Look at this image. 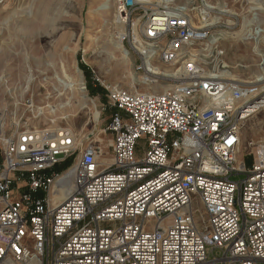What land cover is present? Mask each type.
Instances as JSON below:
<instances>
[{"label": "built area", "instance_id": "built-area-1", "mask_svg": "<svg viewBox=\"0 0 264 264\" xmlns=\"http://www.w3.org/2000/svg\"><path fill=\"white\" fill-rule=\"evenodd\" d=\"M173 4L117 0L149 85H173L110 91V164L70 128L0 125V264H264V145L250 168L240 156L242 122L264 118V57L248 80L220 74L225 51L212 31L226 12L210 0ZM155 62L168 72H147ZM75 155L57 202L64 173L54 169Z\"/></svg>", "mask_w": 264, "mask_h": 264}, {"label": "rangeland", "instance_id": "rangeland-1", "mask_svg": "<svg viewBox=\"0 0 264 264\" xmlns=\"http://www.w3.org/2000/svg\"><path fill=\"white\" fill-rule=\"evenodd\" d=\"M161 1L149 0L144 4L154 7ZM172 2L181 7L190 0ZM210 2L219 10L232 11L222 17L223 26L212 31L216 39L222 38L219 46L225 51L226 67H221L219 73L227 72L237 80L256 76L261 60L255 55L254 47L264 57V41L262 36L258 40H244L243 26L256 3L253 0ZM116 7L117 0H0V125L7 132L15 130L19 121L24 130L70 128L80 144L90 139L89 143L102 150L100 160L105 165L112 162L113 137L107 128L115 108L110 91L115 88L133 94H154L152 92L160 86L156 94H162L173 85L169 82L149 85L154 78L144 76L129 29L126 28V35L121 38L128 52L127 60L116 52L114 42L119 40V35L112 19ZM261 7L263 10L257 13L264 28V4ZM230 14H236V19ZM141 16L139 12L133 20ZM24 22L36 23L38 30L29 32L24 29ZM234 22L238 25L230 27ZM154 64L163 74L169 70L160 63ZM64 73L69 78H65ZM146 77L150 78L149 82ZM72 82L83 84L86 99L78 90L67 87ZM250 120L253 121H246L241 131L240 156L248 168L253 164L255 149L264 145V118L256 116ZM145 151L142 140L138 157L142 158ZM75 157L54 171L65 173ZM26 190L24 184L22 191ZM194 208L195 221L201 225L202 211L196 198Z\"/></svg>", "mask_w": 264, "mask_h": 264}, {"label": "bare ground", "instance_id": "bare-ground-1", "mask_svg": "<svg viewBox=\"0 0 264 264\" xmlns=\"http://www.w3.org/2000/svg\"><path fill=\"white\" fill-rule=\"evenodd\" d=\"M139 1L142 2V3H147L149 0H139ZM253 1L256 3V5H255L256 7L253 9L251 16L250 17H247L246 19H244V25H243L244 26V32H245L244 40H256L255 36L258 33H261L262 34L261 35L262 36L261 39L264 41V28L261 25V21L259 19V14L257 13V12L263 10L261 6H263L264 3H262L261 0H253ZM171 2H172V0H162L160 3L157 4V6H169L168 4H171ZM146 5L148 7H151L149 4H146ZM225 6L226 5H223V8H225ZM226 8H227V6H226ZM123 12H124L123 8H120V7L117 6L116 9H115V12L112 13V17H113L112 19H114L115 22H116V24H117V27H116L117 28V33H118L117 35H119V38L117 37L119 40L117 42H114V45H115L116 52L119 53L123 59H126L127 60V58H128V52L126 51V49L123 46L122 41H121V38L123 40V37L126 35V25H124V23H122L120 21L121 16H123ZM223 12L232 13V11L227 10V9H224ZM234 15H236V14H234ZM219 20H221V18L220 19L213 18L211 20V23H217ZM36 27H37V24L36 23L33 24V23H29V22H24V29L26 28V29H28V31L29 30L30 31L31 30L32 31L33 30H38ZM253 27H255V28L253 29ZM134 31L137 32V29H135ZM233 35L235 36V34H233ZM254 53L258 57H263V54H261V52L259 51V49L257 47H254ZM242 56H241V58H242ZM243 58H244V56H243ZM248 60H249V58H248ZM146 65L148 66V64H146ZM152 71H156L157 72V71H159V69H155V68H152V66H148L147 67V72H152ZM222 75H225L226 77L231 78L230 77L231 75H229V73H222ZM64 77L65 78H69V76L66 75V74L64 75ZM145 79L148 82L150 81V78H147L146 77ZM67 87L69 89H71V90H78L83 95V98L84 99L87 98V96L85 94V88L83 87V84L82 83L76 84L75 82L74 83L72 82L69 85H67ZM114 90H120V89H115L114 88ZM159 90H160V86H158L156 88L155 92H152V93H158V92H160ZM167 90L168 89H166L164 92H166ZM41 110H38V111H41ZM99 120H100V117H98V122H99ZM249 121L251 122L253 120H249ZM244 124H245V122H242V124H241V128L242 129H241V131L244 130L243 128H245ZM254 124H256V123L254 122ZM252 129H253V127H252ZM70 178H71V171L64 173L63 176L61 177V179L54 184V186H53V193L54 194L53 195L55 197V200H57V202H61L63 200V197H66L67 196V193L70 192V189H71L70 188L71 187Z\"/></svg>", "mask_w": 264, "mask_h": 264}, {"label": "water", "instance_id": "water-1", "mask_svg": "<svg viewBox=\"0 0 264 264\" xmlns=\"http://www.w3.org/2000/svg\"><path fill=\"white\" fill-rule=\"evenodd\" d=\"M90 139H87V140H84V144H87V143H89L90 141H89Z\"/></svg>", "mask_w": 264, "mask_h": 264}, {"label": "trees", "instance_id": "trees-1", "mask_svg": "<svg viewBox=\"0 0 264 264\" xmlns=\"http://www.w3.org/2000/svg\"><path fill=\"white\" fill-rule=\"evenodd\" d=\"M68 162H69V161H66V162H64L63 164L68 163ZM61 165H62V164H61ZM58 166H60V165H58ZM58 166H57V167H58ZM57 167H56V168H57Z\"/></svg>", "mask_w": 264, "mask_h": 264}]
</instances>
